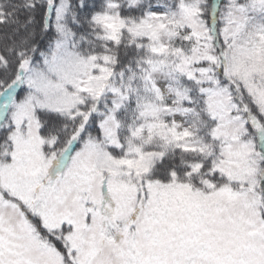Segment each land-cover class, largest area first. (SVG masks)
Returning a JSON list of instances; mask_svg holds the SVG:
<instances>
[{"label":"snow or ice","instance_id":"obj_1","mask_svg":"<svg viewBox=\"0 0 264 264\" xmlns=\"http://www.w3.org/2000/svg\"><path fill=\"white\" fill-rule=\"evenodd\" d=\"M0 264H264V0H0Z\"/></svg>","mask_w":264,"mask_h":264}]
</instances>
